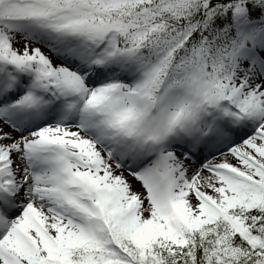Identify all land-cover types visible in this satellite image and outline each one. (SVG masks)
<instances>
[{
    "label": "snow or ice",
    "instance_id": "obj_1",
    "mask_svg": "<svg viewBox=\"0 0 264 264\" xmlns=\"http://www.w3.org/2000/svg\"><path fill=\"white\" fill-rule=\"evenodd\" d=\"M0 264H264V0H0Z\"/></svg>",
    "mask_w": 264,
    "mask_h": 264
}]
</instances>
